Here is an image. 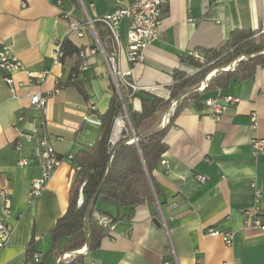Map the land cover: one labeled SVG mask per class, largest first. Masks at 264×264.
Returning <instances> with one entry per match:
<instances>
[{
	"label": "crops",
	"instance_id": "obj_1",
	"mask_svg": "<svg viewBox=\"0 0 264 264\" xmlns=\"http://www.w3.org/2000/svg\"><path fill=\"white\" fill-rule=\"evenodd\" d=\"M76 1L0 0V43L26 70L47 72L41 81L15 72L13 79L21 87L13 98L0 70V185H6L10 194L11 215L5 220L13 226L12 237L0 252V264H26L28 244L42 261L51 247L49 232L67 210L77 167L64 161L40 196L30 202L28 190L31 180L40 175L41 157L37 138L16 150L20 134L45 120L57 154L74 157L79 151H90L100 127L85 123L84 117L104 114L112 96V79L100 51L90 55L88 68H80L75 75L76 57L57 63L54 57L66 38L76 48L96 47L90 29L82 38L68 33L70 20L84 22L135 0ZM128 25L129 19H124L119 28L121 74L139 93L168 100L173 72L196 71L181 63L182 57L220 49L233 30L259 33L264 29V0H169L158 39L135 66L127 60ZM97 31L104 48L111 50L106 30L99 25ZM34 94L46 97L44 110L29 106V96ZM224 97L236 98L237 103L215 123L206 100L222 102ZM129 107L139 111V99L130 97ZM165 113L141 132L164 127ZM21 114L24 119L18 122ZM255 139L264 140V64L251 78L232 81L223 91L202 92L185 104L163 138L166 151L153 171L160 197L136 206L130 219L111 225L84 264H264V230L260 229L264 226V150L251 154ZM20 160L27 164L18 166ZM197 176L206 181L199 183ZM255 208L258 211L253 214ZM96 209L108 218L118 213L113 203L102 199ZM209 230L231 233L232 245L226 246ZM56 263V258L49 257L43 264Z\"/></svg>",
	"mask_w": 264,
	"mask_h": 264
},
{
	"label": "trees",
	"instance_id": "obj_2",
	"mask_svg": "<svg viewBox=\"0 0 264 264\" xmlns=\"http://www.w3.org/2000/svg\"><path fill=\"white\" fill-rule=\"evenodd\" d=\"M77 3L76 0H72ZM99 23L94 26L97 29ZM256 33L248 30H233L220 49L200 50L199 58L188 55L180 59L181 63L196 69L192 75L182 71L173 72V84L168 100L145 93H135L132 97L139 99L140 110L129 107V90L124 94L129 122L134 132L136 143L126 132L114 144H110L115 120L122 115L123 107L113 84L112 96L104 114H98L101 121L98 139L90 151H79L72 162L79 168L69 190L66 212L56 221L49 232L51 247L41 262L33 261L34 250L31 244L26 249V264H43L45 259L54 257L56 264H84L86 255L97 250L110 228L99 224L98 216L106 217L104 212L96 209L99 199L113 203L118 213L111 219V225L120 220L130 219L136 206L159 198L161 191L153 178L160 159L166 151L163 138L175 117L185 104L202 92L226 90L232 81H244L253 76L258 66L264 64V35L258 38ZM101 39V33L99 32ZM61 56L59 62L76 57L77 62L72 73L75 75L82 64L79 57L81 48H76L67 38L59 43ZM203 91L199 85L210 75ZM82 95L84 91L79 88ZM175 101L176 108L170 121L162 128H155L147 133L141 130L164 114ZM80 199V204H77ZM120 209H128L121 215ZM84 249V254L62 260L64 254H72ZM61 259V260H60Z\"/></svg>",
	"mask_w": 264,
	"mask_h": 264
},
{
	"label": "built area",
	"instance_id": "obj_3",
	"mask_svg": "<svg viewBox=\"0 0 264 264\" xmlns=\"http://www.w3.org/2000/svg\"><path fill=\"white\" fill-rule=\"evenodd\" d=\"M169 0H135L128 6L115 9L110 13L103 16H95L94 18H87L84 22L72 21L68 22V33L75 35L77 38H82L84 36L86 28L90 29L96 40L95 48L82 49L79 53V57L82 59L81 69L85 70L88 68L86 59L100 51L104 57L109 70V74L112 79V84L117 91L120 100L122 102L123 113L116 120L115 123L120 120L125 128L124 119L127 120L129 125V118L126 110L125 103L122 99L120 87H124L129 90V98L139 91V88L127 82L124 76L119 70L118 58H119V28L120 23L124 19H129L128 31L126 35L127 41V60L132 65L135 66L144 61L145 50L147 47L158 39L160 33V24L163 16L164 9L168 4ZM24 6V5H23ZM65 19L68 18L67 15L63 16ZM99 23L107 32L108 38L111 41V50L107 51L102 41L99 38V33L95 28V24ZM259 34L264 35V29L259 32ZM61 52L58 50L54 57V63L59 62ZM196 58L199 56L195 55ZM0 70L4 72L3 82L7 86L11 96L13 98L17 97V90L21 87L13 79V74L15 72H23L28 79H39L43 80L47 72H30L24 68L21 62L15 57L10 48L2 43H0ZM212 75V74H211ZM209 75L200 85L199 90L203 91L206 87V81L210 78ZM46 97L41 94H34L29 96V106L34 109L44 110L46 106ZM237 103V99L233 97H224L221 102L219 98H209L206 100L207 106L212 110V118L215 123H219L221 119L225 116L226 111ZM176 107V102L173 101L165 115L162 117V123L167 124L172 116L174 109ZM23 115L18 116V122L23 121ZM252 128L256 127V115L253 114L251 117ZM84 122L96 127L101 126V121L93 116H85ZM114 123V125H115ZM126 130V128H125ZM120 133L118 137L113 140V134L110 139V144L114 145L121 137ZM37 138V145L41 157L40 175L31 180L28 197L30 202L34 201L40 196L47 183L50 181L56 170L62 165L64 161H72L73 156H61L57 154L50 144V136L47 131V126L45 120H42L37 127L32 128L28 132H22L15 143L16 150H20L26 144L33 142V139ZM132 142L136 143V138L132 139ZM264 150V140L255 139L251 142V154L257 156L260 152ZM27 163L25 160L18 161L17 165L22 167ZM79 168L76 167L75 171ZM199 183H204L206 178L202 176H197ZM259 195H256V199ZM257 201V200H256ZM77 204H80V199ZM258 209L253 210V214L257 213ZM11 215V198L6 185H0V252L7 246L13 234V226L8 224L5 217ZM98 222L100 225L110 228L111 219L108 217L98 216ZM254 225H258V220H253ZM264 230V226L260 228ZM208 233L216 236H220L226 246L232 245L233 235L231 233H220L218 231L209 230ZM85 250L74 252L72 254L66 253L61 258L66 260L74 256L84 254ZM60 259V260H61ZM33 261L35 263L40 262L39 255H33Z\"/></svg>",
	"mask_w": 264,
	"mask_h": 264
},
{
	"label": "bare ground",
	"instance_id": "obj_4",
	"mask_svg": "<svg viewBox=\"0 0 264 264\" xmlns=\"http://www.w3.org/2000/svg\"><path fill=\"white\" fill-rule=\"evenodd\" d=\"M124 131H125V128H124L123 124L121 123L120 120H118V121L115 123V125H114V130H113V137H112V139L115 140V139L118 137V135H119L120 133L124 132Z\"/></svg>",
	"mask_w": 264,
	"mask_h": 264
},
{
	"label": "rangeland",
	"instance_id": "obj_5",
	"mask_svg": "<svg viewBox=\"0 0 264 264\" xmlns=\"http://www.w3.org/2000/svg\"><path fill=\"white\" fill-rule=\"evenodd\" d=\"M262 34L256 33L255 37L258 38L259 36H261ZM188 75H192L194 72H191L190 70H186V72H184ZM211 75V74H210ZM125 122V128H126V132L131 136V138H135L134 132L132 131V129L129 127L128 122L126 119H124Z\"/></svg>",
	"mask_w": 264,
	"mask_h": 264
},
{
	"label": "water",
	"instance_id": "obj_6",
	"mask_svg": "<svg viewBox=\"0 0 264 264\" xmlns=\"http://www.w3.org/2000/svg\"><path fill=\"white\" fill-rule=\"evenodd\" d=\"M129 127L131 128V125H130V122H129ZM132 129V128H131ZM113 130H114V127H113ZM112 134H113V131H112ZM126 134V131L122 132V136H124Z\"/></svg>",
	"mask_w": 264,
	"mask_h": 264
}]
</instances>
